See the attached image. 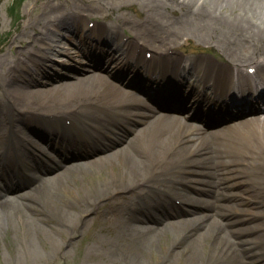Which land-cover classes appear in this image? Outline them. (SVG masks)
I'll return each instance as SVG.
<instances>
[{
  "label": "bare ground",
  "instance_id": "bare-ground-1",
  "mask_svg": "<svg viewBox=\"0 0 264 264\" xmlns=\"http://www.w3.org/2000/svg\"><path fill=\"white\" fill-rule=\"evenodd\" d=\"M149 3V7L152 10H157L158 15L147 14L148 16L138 32L143 33L149 30L148 32L153 33L152 25L169 26V24H164L161 21L163 20V14L161 13L171 11L177 19L182 20L184 30H196L201 34V37L205 36L206 39L224 46L222 49L227 51V58L233 61L232 63L241 65V63L251 62V64L258 65L256 68H264V0H150ZM74 18L76 17L72 13L66 14V16L60 18L61 28L55 27L52 31H41L39 36L37 31L35 32L37 37L33 38L34 41L38 40L42 45V43L48 42L50 38H54V41L57 39L72 40L74 35L80 33L81 28L79 27H82V33L79 34L80 47L86 43L91 44L96 38L101 40L103 46L106 47V52L111 48L124 49L125 47L127 54L130 53L132 55L135 53L143 56V53L136 52L139 47L136 38L132 39L129 42L130 44L127 45V43H122L118 39L119 36L116 35V31L112 33L109 31L108 34H104L105 32L102 31L103 25H106L104 22L95 23L98 25H95V28H92L90 32L82 24L83 22L79 23L82 19L81 17H79V21L74 20ZM177 27L182 28L181 25ZM243 45L245 46L244 48H249V50L247 52H238ZM57 46L59 45L49 43L47 46L32 47V50L27 47L16 52L15 59L11 61L12 64L6 69L4 81L8 97L6 96L5 98L7 100L0 98V128L4 125L2 113L5 114L6 111L8 113L12 111L11 113L17 115L16 122H20L23 127L31 129L32 132L36 131L38 137L46 140L47 144L55 150L60 146L66 149L69 148V143L65 142L71 136L82 137L85 132L90 130L89 128H95L101 123L113 126L109 139L113 140L112 143L122 142L121 145L114 148L116 145L109 147L110 144L103 143V146L105 145L104 147H106L103 149L105 151L110 150L106 154L108 156H100L88 163H98L108 158L111 160L110 164L116 168V176L111 177L108 174L109 164L106 161L101 163L104 165V169L93 165L92 169L95 171L105 172L104 178L99 180L97 185H93L92 189L78 188L77 190L69 187L65 182L69 176L67 172L72 168L75 169V166L80 165L81 162H76V164L57 163L51 168L56 171L55 169L61 167L60 171H56L55 176H49L45 172V175L38 178V181L41 180L40 182L43 183L35 185L31 190H26V188L31 186L33 183L32 179L28 185L25 184L22 187L12 186L5 182L3 191H0V215L5 208L9 207L11 208V217L20 216L21 220H23L26 233L36 231L37 234L43 237L49 236L51 239L54 238L52 232L58 230L65 237H69L74 233V231L70 230L72 226L68 224L71 220L68 217H72L74 213L71 212L73 207L78 208L77 212L82 218L87 212L96 209L99 205H103L105 200H111L120 192H127L126 199L131 201L124 203L119 200L108 201L107 207L109 208L108 212L111 220L109 218L101 219L104 221L101 230L110 232L112 241L111 239L108 241L99 237L95 228H91L88 231L90 232V242L96 241L104 244L107 252L115 250L118 253L117 260L123 256L122 253H125L130 255L132 263L136 264H146L145 260H142V256L147 257L150 255L153 258L155 257L153 264H192L189 261H196L199 251L196 249L197 246H194L195 240L205 239L210 240L211 243L206 253H202L204 255L202 264H264V250L256 249L259 243L264 240V219L258 222L261 218L260 216H264V212H258V210L254 209L258 206L264 207V116L253 115L261 108L264 110V100L257 103V106L250 107V113L245 115L252 114V116L239 121L235 126L234 138L225 134L219 140L213 142L214 140L202 134L205 133L202 130L206 124L204 126L191 125L187 122L183 123L175 120L169 125H161V123L155 124L157 122L155 120H148L145 112L141 110L142 105L146 104L142 103L143 101L136 100L132 92H123L105 80L103 81V78H108L103 73L95 72L94 76H88L83 73L72 76V80L64 83L53 84L54 82H52L45 89L32 88L33 85L39 82L38 72H34L33 67L26 64L27 61L22 59L23 56L30 57L34 61V65L40 68L39 72H43L45 69L41 65L40 60L48 56V53L54 49L60 50ZM129 48H131L132 52H129ZM101 49L103 48L101 47ZM83 52H86L85 49ZM160 54L163 60L168 61L164 62L156 54L153 55L151 59L154 60V63L161 61L160 64H163L162 69L157 70L156 67L153 70L149 67L148 70L146 67L147 71L143 73L146 78L141 75L142 78L139 85L150 87L146 84L143 85V80L148 79L147 83H150L151 79L153 80V75L159 73L158 76L160 74L163 76L164 83L162 86H165L169 93L178 95L177 91L179 90L171 88L173 86L172 79L175 78L173 74L178 73L181 77L176 82L179 85L184 81V78H188L190 71L186 70L185 67L180 68V64L184 60L180 53ZM130 58L128 61L132 60L133 64L138 65L131 67V70L138 69L140 73L141 68L146 65L135 62L132 58L141 57L131 56ZM58 60L65 59L60 57ZM169 60H172V64ZM191 61L194 65L202 64L201 66L204 68L203 79L208 77V81L213 85L209 90L213 92V96H199L202 86L206 85L204 82L200 83V87L194 95L191 93L193 89L188 93L189 96L195 97L198 102H202L204 106L218 104L219 101L224 102L225 105H231L232 103L229 99L234 94L239 95L246 103L254 99L255 95L258 96V89H251V91L247 89H244L246 91L240 89L234 91L231 87L224 89L222 86L224 79L231 77L229 75L232 73L230 63H224L225 66L221 67L209 57H200V59L197 57V59L193 58ZM107 64H109L108 61L104 65L108 66ZM94 65H102V56L95 61ZM237 70L239 71L240 69ZM56 76H52V79L48 76L43 78L45 83H47L51 82ZM192 76L190 75V77ZM216 82L219 83L216 84ZM259 84L263 85L261 82ZM147 90L151 96L155 92L153 87ZM151 96H149L150 99ZM42 101L48 111H45V113L36 112L39 108L35 104H39ZM107 102H110L107 107L108 110L105 107V111L99 110L98 112V108ZM22 104H27L28 106L23 107ZM113 113H115L114 116H127L124 121H132L133 124L139 121L138 118L140 122L147 121L146 127L141 130H139L138 126L125 127L123 126L125 123L118 121L113 116ZM240 113L242 114V111ZM8 116L15 118L14 114H8ZM225 118L221 116V120H225ZM68 121H70V124H67ZM239 127L242 128L239 129ZM122 128L124 130L121 131ZM148 128L162 129L161 135L148 131ZM47 131L49 132L47 133ZM120 131L122 132L121 134ZM127 131H132L134 138L131 141H129L131 137L127 141H122L123 137L128 134ZM213 131L211 133L214 134ZM147 133L151 135L147 137ZM5 137L6 134L0 129L1 144ZM137 138L141 141L139 140L135 144ZM73 139L75 140V136ZM96 146L98 147L99 144ZM80 152L73 153L72 157L76 156L74 158H77L82 153L93 151L85 148L81 154ZM23 153V163L38 162L46 156L45 150L40 151L41 154L36 156ZM8 157L11 156L7 154L0 155V176L5 177L12 173L14 174V171L19 167H16L17 162L9 160ZM63 174L67 176L59 178L60 183L64 186V192L69 198H73L74 202H72L73 204H68V208L62 203L61 199H58L57 203L52 205L51 208L58 210L59 207V211L65 214V218L54 216V222L50 223L48 222L50 220L49 217L37 210L40 205L38 201H35V194L37 191H46L48 187L54 189L57 182L56 178ZM186 184L196 192L203 193L204 191L206 193V189L214 185L221 189L220 193L216 195L217 197H233L235 205L244 204L245 206L244 208L234 207V209L220 212L227 214L228 221H216L215 228H211L212 225L206 223H199L197 227L188 232V228L183 230L179 226L174 227L176 230L173 232L176 238L168 247V250L169 248L173 250L170 252L167 249L160 248L157 244L160 245L159 238L165 234V229H167V227L162 225L177 224L174 220L164 224L161 223L163 219H168L169 215L177 216V214H181L179 213L181 210L174 206L173 203L179 194L182 195L180 198L193 204H202L210 209L211 212L216 211L218 207L214 201L190 196L189 193L184 191L183 186ZM234 187H243L242 190L247 191L249 196L229 192ZM224 189H227V192L223 191ZM50 192L51 197L56 196L54 191ZM9 193L16 194L10 195ZM237 196L239 198L238 201ZM219 206L222 205L219 204ZM190 208L193 211L194 207ZM155 210L159 213H154L153 211ZM209 217L211 218L210 212L196 218L201 221ZM115 222L126 226L121 228V230H116L113 226ZM243 222L252 223L240 225L238 228L234 227ZM66 224L67 226L64 228L63 226ZM59 225L62 226L59 227ZM3 227L5 226H3L0 217V230L4 229ZM48 227H57V229L49 230ZM189 233L191 238L186 242L181 243L178 247L172 246L173 244L176 246L177 243H180V240H184L186 235L188 237ZM87 250L88 253H92L89 247Z\"/></svg>",
  "mask_w": 264,
  "mask_h": 264
},
{
  "label": "rangeland",
  "instance_id": "rangeland-1",
  "mask_svg": "<svg viewBox=\"0 0 264 264\" xmlns=\"http://www.w3.org/2000/svg\"><path fill=\"white\" fill-rule=\"evenodd\" d=\"M150 0H0V98L3 100L7 94V87L5 85V74L6 69L9 68V66L12 64V60L15 59L17 55V51L19 49H26L29 47V50H32V47H42L47 46L50 44H59L61 47L60 49L62 51H57L54 49L52 52H50L48 55L44 57L42 60H40L41 65L45 70L43 72H39L40 68H37L34 65V61L31 60L29 57L23 56V60L27 61L26 64L30 67H33L32 69L38 72L37 77L39 79V82L36 85H33L32 88L37 89H45L53 84L57 83H64L67 81L72 80V76L75 75H81L83 73L93 76V72L104 73L109 74L108 72H115L118 73L120 70L118 65L117 67L115 64H118L119 57L117 55L118 50H114V52H109L108 54L104 55V60L111 61L110 66L103 68L102 66H92V64L89 62V58L98 56L97 54H100L98 50V43L97 44H85V51L82 52L79 48V34L82 33V27L80 30V33L77 35H74L72 40L69 39H63V40H55L54 38H50L48 42L42 43L38 40L34 41L35 32H47L52 31L55 27L61 28V21L60 18L63 16H66V14H73L76 18L74 20L79 21V17L82 19L79 21V23L83 22L84 26L88 28L87 31H92L91 29L95 28V23H98L100 21L104 22L106 25H103L102 31L105 32L104 34H108L109 31L112 33L113 31H116V35L119 36V40L123 43L125 41H132V39L136 38L138 40V49L140 51L144 52H152V53H158V52H165V53H180V55L183 56V59L186 61H191L193 58L197 57L200 59V57H209L214 60L219 61L221 64V67H224L225 64L228 62L230 63L231 69L237 70L240 69V71H243L244 73H247L249 71V68L257 67L256 64H251V62H246L245 64L241 63V65H237L232 63L233 61H230V59L227 58L226 50L222 49L224 46H221L220 43L212 42L209 39H206L205 36L201 37V34H199L196 30H184L183 22L180 19H177L176 16L171 11H164L163 13V20H161L164 24H169V26H154L152 25V32H148L149 30L144 31L143 33L138 32L142 28L144 24V20H146L147 14H152L154 16L158 15L157 10H152V8L149 7ZM177 13V12H176ZM72 19V18H71ZM69 21V20H67ZM59 25V26H58ZM178 25H181L182 28L177 27ZM29 37V38H28ZM96 42V38H95ZM102 43V42H101ZM96 45V46H95ZM245 46H241L240 50L238 52H247L249 48H244ZM95 54V55H93ZM92 55V57L90 56ZM65 58L67 61H59L55 60L56 58ZM24 61V62H25ZM187 61V62H188ZM192 62V61H191ZM225 63V64H224ZM113 64V65H112ZM189 64L186 62H183V66ZM223 64V65H222ZM23 66V65H22ZM194 66V65H193ZM115 68V69H113ZM90 69V70H89ZM259 69V67L257 68ZM45 71V72H44ZM132 71H128L124 77H127ZM13 74V72H11ZM51 82L45 83L44 76L52 77L55 76ZM52 79V78H51ZM189 85V83L182 86V88H185ZM135 92V91H134ZM138 93V94H137ZM137 97H142L143 100L145 99V96L142 93L135 92ZM135 98V97H134ZM137 99V98H136ZM140 99V98H139ZM110 102H107L105 104H102L98 108V112L108 110ZM113 104V103H112ZM39 109L36 110V112H44L48 111L46 110V107L43 105V101L39 102V104H35ZM23 107H27V104H22ZM22 108V107H21ZM151 115H155L159 117L158 111L160 109H156L155 111H151L150 109H143ZM12 112V111H11ZM9 113L6 111L5 114L2 113L3 117V123L4 125L0 128L4 133L6 134L5 140L0 143V155L3 152H8L9 154L14 153L13 151V144L19 148L20 152H24L27 150H32L34 154H37L36 151L45 150L47 153L46 155V164L51 163L52 165L55 162H59L62 160L63 152H68L65 150H71V151H78L77 145H84L88 142H91L92 144L95 142V140L92 139V136L94 134H97L98 136L101 134H104V131L109 128L105 124L101 123L97 126V129L93 130V128H89L90 131H96L94 134L90 132V138H87L88 140L78 139L81 140L79 144L78 141L74 140L73 137H71L69 140H67L65 143H69V148H64L62 146L56 148L58 150H54L49 147L46 141L43 142V140L38 137V134H36V131H33L29 128L23 127L20 122H16L15 120L17 118V115L15 113ZM250 112L242 113L239 115L228 116L226 115L225 120H221L217 118H214V120L206 121V126H204V129L202 130L205 133H202L204 135H207L208 138L211 140H219L222 135L231 136L234 138L235 136V126L239 123V121H242L246 117L252 116L245 115L249 114ZM11 114L15 115V118L13 116H8ZM115 113H113L114 116ZM264 110L259 109L256 111L253 115H262L264 116ZM118 121H123L125 123V127L135 126L139 128V130L146 127V122H140V119L137 123L133 124L132 121L126 122L124 121L127 116H120L116 115L114 116ZM148 120H155L157 121L155 124L161 123L163 124H171V122L177 120L173 118L169 119H163V118H152L150 119L147 116ZM211 120V119H210ZM178 121V120H177ZM184 122H187L189 124H193L192 122L188 120H183ZM180 121V122H183ZM14 122V123H12ZM183 122V123H184ZM194 123H197L196 121H193ZM196 125V124H194ZM208 125V126H207ZM242 127H239L241 129ZM124 130L123 128L121 131ZM214 130V134L211 133V131ZM44 131V130H43ZM120 131V134L122 133ZM148 131L152 133H158L160 136V132L162 129H150L148 128ZM49 131H47L48 133ZM128 134H126L125 137H123L122 141H127L131 137L129 141H131L134 138V135L132 131H127ZM146 134V133H144ZM133 135V136H132ZM151 135L150 133H147V137ZM145 136V135H144ZM26 138L32 142H36V146L40 147V149L37 147H33L31 143H27L26 141L17 142L19 138L23 139ZM166 137V136H164ZM216 138V139H215ZM75 139H77L75 137ZM140 139L137 138L136 143L139 142ZM141 141V140H140ZM200 141V139H199ZM34 142V143H35ZM112 139H108L105 143L111 147L112 145H116L114 148L121 145L122 142H114L112 143ZM72 145V146H71ZM35 146V145H34ZM105 146V145H104ZM95 147V149H90L93 152L90 153H80L81 155L77 158L71 159V162L68 164H76V162H81L80 165L75 166V169H71L67 172L68 178L65 182L66 185H69V187L73 189L78 188H84L85 190L92 189L93 185H97L99 180H102L104 178L105 172L104 171H95L92 169L93 165H97L99 168L103 167L104 165L101 163H108V174H110L111 177L116 176V168L115 166H112L110 164V161L108 158L107 160L100 161L98 163L90 164L88 162L93 161L97 159L100 156H108L107 153L110 152V150L105 151L104 149L106 147ZM159 147V146H157ZM161 147V146H160ZM104 148V149H103ZM65 149V150H64ZM8 150V151H7ZM89 150V149H88ZM32 152V153H33ZM119 153V152H118ZM41 154V153H40ZM104 154V155H103ZM38 155V154H37ZM42 157V156H41ZM39 157V158H41ZM233 159V158H231ZM32 162V161H31ZM40 166H44L45 163L42 160H39L38 162ZM86 163V164H85ZM29 163H26L25 165L19 166V173L14 176V178L11 179V175L6 178V180L3 179V176H0V191H2V185H4L5 182H23V173L26 174L29 178H34V176L40 175V171L29 165ZM51 165V166H52ZM22 167H27L26 169H22ZM231 167V166H230ZM226 168V167H223ZM222 168V169H223ZM242 168V167H239ZM214 171V169L212 168ZM56 171H60V168ZM56 171H50L48 172L49 176H55L57 173ZM66 174L61 175L60 177L56 178V186L54 189L48 187L46 191H37L35 194L36 202L38 201L40 208H37V210L41 211L48 216L50 220L48 222L53 223V217L54 216H62L63 219L65 218V214H63L62 211H59L55 208H51L52 205H55L57 203L58 199H61L62 203L68 207V204H73L74 202L73 198H69V196L64 192V186L60 183L61 179L64 176H67ZM209 178V177H207ZM39 181H33L31 186L26 188V190H31L32 187H35V185L39 183H43ZM43 187V186H42ZM184 191L189 193L190 196H196L200 198H205L211 201H214L215 204L218 205L216 211H212L203 205H196L195 203H192L193 211L190 212L191 209L188 204L191 203H178L179 201L173 202L174 206H177L179 210H181L177 214V216L169 215L168 219H163V222L161 224L167 223L169 221L176 222V225H162L167 227L165 229V234L159 238L160 245L157 244L160 248H164L168 250V247L171 245V242L175 240L174 232L176 229L174 227L179 226L181 229L184 230V228H188L187 232L189 230H193L199 223H206L212 225L211 228H215L216 223L219 222V220L227 222V217L224 213L230 209H234V207L237 208H244V204L235 205L234 198H221L217 197L216 195L220 193V188L216 187L214 185H211V187L206 189V193L203 192H196L195 190L191 189L189 185L183 186ZM242 188L234 187L229 192L237 193V195H247L248 192L245 190H242ZM50 191H54L55 197H51L49 193ZM227 192V189L223 190ZM225 192V193H226ZM224 193V194H225ZM250 193V192H249ZM10 195H15L14 193H9ZM49 195V196H48ZM127 192H120L116 194L111 200H105L103 205H99L96 207V209L87 212L83 215L81 218L79 212H77L78 208H72L71 212H74L72 214V217L69 216L70 224L72 228L71 231H74L73 235L69 237H65L62 235V232H58L57 227H48L49 230H55L52 232V235L54 238H49V236L43 237L42 235L37 234L36 231H30L29 233L25 232V227L23 226V220H21L20 216H13L11 217L10 209L9 207L5 208L0 217L1 222L3 223L4 229L0 230V264H136L132 263V258L130 255H126L125 253H122L123 256L120 257L119 260H117L118 253L115 250H112V252L106 251V246L104 244L97 243L96 241H91L89 239V233L88 232L91 228H95L97 230V235L104 240L111 239L112 241V234L110 232H105L104 230H101V226L104 225V221L107 218L111 220V216L109 215V208L107 207V202H113L116 200H119L121 203H124L126 201H131L126 199ZM51 197V198H50ZM78 197V196H77ZM246 197V196H245ZM56 198V199H55ZM239 200L237 196V201ZM109 202V203H110ZM209 202V201H208ZM105 204V205H104ZM222 205V206H219ZM223 207V208H222ZM69 208V207H68ZM254 208V207H252ZM189 209V210H188ZM258 212H264L263 206H258L257 208H254ZM64 210V209H62ZM1 211V209H0ZM211 213V218L202 219L201 221L197 220V216L205 215V213ZM261 218L258 220L261 221V219H264V216H260ZM67 218V217H66ZM67 218V220H68ZM102 219V220H101ZM197 220V221H196ZM215 220V222H213ZM217 221V222H216ZM254 222V221H252ZM252 222H243L242 224H237L234 227H239L240 225H248ZM99 225H98V224ZM75 225V226H74ZM62 225H59L61 227ZM67 224L63 226L66 228ZM113 226L116 228V230H121V228H125L126 225H119V223L115 222L113 223ZM231 226V225H230ZM55 228V229H54ZM163 231V230H162ZM189 238H191V235L189 233L188 237L186 235L184 240H180V243H177L176 246L174 244L173 247H178L181 243L186 242ZM178 241V240H177ZM200 239L195 240L194 246H197L196 249H198V254L196 261L190 260L189 262L192 264H202L203 257L208 250L211 241ZM118 246V245H117ZM92 251V253H88L87 248ZM122 248V247H120ZM263 249L264 250V240H262L259 243V246L256 247V249ZM170 252H172V248H169ZM107 252V253H106ZM203 253V254H202ZM107 254V255H106ZM62 257V258H61ZM155 257L142 256V260H145L146 264H153V260Z\"/></svg>",
  "mask_w": 264,
  "mask_h": 264
}]
</instances>
